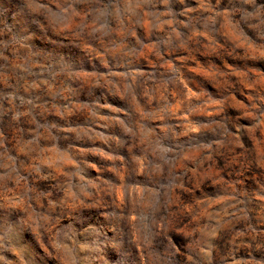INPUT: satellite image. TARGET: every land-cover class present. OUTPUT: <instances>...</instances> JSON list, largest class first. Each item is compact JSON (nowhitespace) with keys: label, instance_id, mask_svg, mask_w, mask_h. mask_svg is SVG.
Instances as JSON below:
<instances>
[{"label":"rangeland","instance_id":"374dc122","mask_svg":"<svg viewBox=\"0 0 264 264\" xmlns=\"http://www.w3.org/2000/svg\"><path fill=\"white\" fill-rule=\"evenodd\" d=\"M0 264H264V0H0Z\"/></svg>","mask_w":264,"mask_h":264}]
</instances>
